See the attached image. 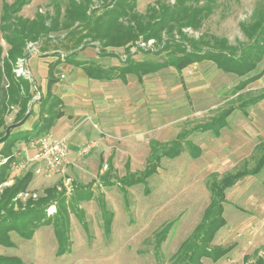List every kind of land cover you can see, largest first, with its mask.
<instances>
[{"label": "rangeland", "instance_id": "374dc122", "mask_svg": "<svg viewBox=\"0 0 264 264\" xmlns=\"http://www.w3.org/2000/svg\"><path fill=\"white\" fill-rule=\"evenodd\" d=\"M11 1L0 0V14L2 3ZM154 1L137 0L136 9L143 13ZM160 1L169 4L174 0ZM263 2L264 0H217L213 12L203 21L198 31L190 28L183 30L195 38L202 33L208 37L223 38L229 47L235 48L237 52L248 42L241 25L253 21V14ZM50 3L52 0H32L22 7L19 14L32 18L37 10L43 13L51 12ZM64 33H52L40 43H33L38 44L36 45L38 52L28 45L31 43L29 42L25 49L26 54L38 57L42 52H48L49 55L59 52L57 54L62 59L66 55L69 56L78 46L82 50L89 47L95 54L99 49L101 51L109 49L116 50L115 62L119 65L127 57L134 61L144 59L162 62L167 60L168 56V50H161L160 43L154 39L143 40L140 37L124 50L102 47L98 41L84 40L78 43L76 36L67 38ZM140 42H144V46H140ZM0 45L5 53L8 45L1 31ZM144 50L147 51L143 52ZM78 52L79 49L73 55L76 61ZM23 59H18L14 69L16 73H25ZM262 67L264 56L251 74L257 73ZM20 69L22 71L18 72ZM156 72L155 81H159L162 86L161 103L157 104L158 114L150 113L151 118L149 115L146 119L149 110L152 109L150 105L144 111L143 118L146 120L132 123L125 121L123 124L133 128H146L167 121L173 123L166 125V130L160 134L158 140L150 138L151 133L145 134L144 139L135 142L107 140L105 151L107 157H103L106 161L101 158L99 163L103 168L102 172L99 168L95 170V166L92 168L88 165L89 153L87 156L79 157L78 162L93 170L80 172L63 166L58 173L49 178L33 175L28 188L17 193L13 199L16 210H20V206L24 207L28 199L36 201L44 196V190L53 186L58 195L63 192L64 204L67 202L70 204L68 195L77 194L79 184L84 186L92 182L85 192L92 193L91 197L81 199L75 205L71 204L77 212L69 214L67 240L62 253L57 251L58 244L52 225L40 224L29 238L10 231L8 234L11 246L0 244L1 255L17 256L21 264H181V261L174 258L180 244L193 236L195 227L200 223L203 211L209 204L210 191L207 185L210 175L216 173L220 177L239 168H250L259 155L255 149L250 151L251 145L243 147L242 155L233 153L234 151L229 154L223 138L211 132L217 140L211 137L212 141H208L212 135L208 134V138L205 139L198 128L239 99L249 98L252 92L246 91L247 85L240 91L239 99L236 95L230 96L232 86L241 77L218 69L211 61L193 63L181 71L169 65ZM66 81L67 77L64 79V82ZM180 85L183 87L180 88ZM153 106L155 108L156 104ZM256 107L254 104L245 111L234 110L227 118L228 126L240 128L241 131L244 129L246 132H249L248 129H257L255 124L250 123V120L254 119L251 110ZM12 110L6 118L5 132L18 123H13L16 107ZM156 114L158 120L155 118ZM117 117L115 116V120ZM238 117L244 120L236 125ZM85 121L89 125L90 137L98 136V130L102 131V126L99 125L95 129L92 127V119ZM170 130L171 133L168 134ZM179 133L183 136L181 139L183 154L175 158L162 157L159 167L144 181L120 188L121 180L125 177L138 176L145 168L151 153L150 139L158 142L160 151L168 147L169 142ZM262 135L264 136V130ZM76 143V138L67 139L70 157L74 154ZM204 143L214 148L216 154L209 153V156L202 155L197 158L188 156L187 152L190 150L188 146L197 145L201 148ZM109 160L112 171L100 177L106 170ZM23 172L14 171L10 178L0 185V192L4 186L13 183L14 177ZM225 194L223 217L226 226L217 231L211 246H230L231 249L217 261L202 258V264H252L255 256H264V170L258 175L243 178L227 189ZM54 196L56 197V193ZM55 197L46 208L47 216H52L61 205L57 204ZM200 232L194 235V238H197Z\"/></svg>", "mask_w": 264, "mask_h": 264}, {"label": "trees", "instance_id": "16d2710c", "mask_svg": "<svg viewBox=\"0 0 264 264\" xmlns=\"http://www.w3.org/2000/svg\"><path fill=\"white\" fill-rule=\"evenodd\" d=\"M31 1L12 0L9 3H2L1 8L0 31L8 47L3 53L0 45V138L5 132L7 115L13 111L14 107L16 111L13 123L26 119L32 113L34 104L37 105L38 118L31 128L18 129L19 126L24 125V119L17 126H13L6 137L0 139V156L7 158L0 164V185L6 182L14 172L11 169V162L19 158L16 156V145L22 142L30 144L31 141L50 132L55 121L62 115L61 100L50 89L56 81L53 70L60 62L80 66L89 78L108 80L117 77L123 80L127 74H134L140 79L143 75L169 65L181 71L193 63L206 60L213 62L218 69L226 73L241 77L232 88V93L244 89L264 73V69H260L257 73L251 74L264 56V2L259 4L253 14V21L241 25L248 42L236 52L235 48L229 47L223 38L208 37L204 33L195 38L183 30L190 28L198 31L203 21L213 12L217 0H174L169 4L155 0L143 13L136 9L137 0H52L51 12L43 13L37 10L32 18L21 16L19 13L22 7ZM63 32L67 38L76 36L78 43L84 40L98 41L102 47L109 46L124 50L140 37L143 40L154 39L160 43L161 50H168V56L167 60L162 62L144 59L134 61L127 57L120 65L105 68L94 61H76L73 55L77 49H82L78 45L69 56L66 55L62 59L57 54L59 52H53L52 55H56L57 59L48 65L47 91L32 101L30 112L26 114L28 104L33 99V82L21 74H16L15 65L18 59L28 57L25 49L29 42L40 43L49 38V34ZM113 54L115 55L113 51L98 50L100 56ZM262 96L261 94L249 97L238 104L230 105L221 110L216 117L203 123L198 130L219 131L227 125V117L235 108L244 109ZM182 137V133L177 134L176 138L169 142L168 147L160 151L158 142L150 140L151 153L145 168L138 176L125 177L121 180L120 188L144 181L156 171L162 157L175 158L180 155L184 150L181 143ZM188 147L190 156L197 158L201 151L200 147L197 145ZM263 147L264 144L258 145V148ZM32 168L14 177L13 183L4 186L0 192V244L11 246L8 234L10 231L29 238L38 225L46 224L52 225L58 244L57 251L62 253L67 240L69 214L77 212L71 204L75 205L81 199L91 197L92 193L85 194V192L92 182L84 186L79 184L78 193L68 195L70 204L68 202L64 204L63 192L58 195L53 186L44 190V196L36 201L28 199L24 207L20 206V210H16L13 199L17 193L28 188L34 175ZM263 168L264 151L250 168H239L233 172H226L220 177L216 173L210 175L207 185L210 191L209 204L204 209L193 236L184 240L178 247L175 260L181 261V264H202V258L217 261L230 251V246H211L214 235L225 224L223 217L225 192L243 178L258 174ZM110 171H112V165L109 160L106 170L100 177L109 174ZM54 197L57 199V204L61 203V205L52 216H47L46 208ZM199 232L198 237L194 238V235ZM255 257L252 264H264V256ZM0 264H21V260L17 256L0 254Z\"/></svg>", "mask_w": 264, "mask_h": 264}, {"label": "crops", "instance_id": "0c3cea01", "mask_svg": "<svg viewBox=\"0 0 264 264\" xmlns=\"http://www.w3.org/2000/svg\"><path fill=\"white\" fill-rule=\"evenodd\" d=\"M36 45L38 44H35V50L38 52ZM110 51H113L116 54V50L107 49V52ZM40 54L41 55L38 57L30 54L28 57L24 58L23 67L25 70L23 71L25 73H16L25 76L33 82V99L28 104L29 112L32 101L37 99L40 95H44L46 93L48 65L57 59L56 55H49L48 52H42ZM115 57L116 56L114 54L100 56L98 55V52L95 54L88 47L83 50H79L76 59L79 62L94 61L106 68L109 66L119 65L115 62L117 58ZM262 69H264V67H262ZM156 73L157 72L155 71L153 73L143 75L140 77V79L134 74H127L123 80L117 77L108 80L93 79L87 77L80 66L66 62H60L57 64L53 70V77L56 79V81L51 85L50 89L51 92L58 96L61 100L62 115L55 121L50 132L56 137H66L67 139L71 138L72 140L75 138L77 139L72 157L69 156L70 151L68 147L67 156L64 159L63 166L73 170L77 169L80 172L93 170L90 169V167L93 168L95 166V170L99 168V171L102 172L103 168L101 165H99V163L101 158L103 159L104 156L107 157V154L105 153L107 140H124L126 142H135L139 140L141 141L144 139L143 137H145V134L150 133V138L158 140L160 134L166 130V125H171L173 123L172 121H167L155 127L148 126L146 128H133L130 125L123 124L125 121L132 123L133 121L146 120L150 113L153 112L154 114L155 112L158 114L159 110L157 109V104L161 103L160 99L162 97V86L159 81H155ZM66 77L68 78V81L64 82ZM236 84H234V86ZM234 86H232V88ZM182 87L183 86L180 85V88ZM240 91L241 90L234 93L231 92L232 95L230 96L236 95L238 96L237 99H239ZM246 91L252 92L253 95L250 94L249 97H256L261 94L263 95L255 102L249 104L246 108L239 109L245 111L250 105H257L254 110H251V115L254 116V119L250 120V123L255 124L257 129H248L249 132H246L244 129L241 131L240 128L229 127L227 120V125L214 133L219 135L221 139H224V142H226L227 146L226 149L229 154L234 151L233 153L242 155L243 147L246 145H251L250 151L253 149L257 150L259 152V157L264 151V147L258 148V145L264 144V136L262 135V131L264 130V73L255 81L249 83ZM240 101L241 100L239 99V101L235 102V104H238ZM153 104H156L155 108ZM150 105H152V109L149 110V113L145 119L143 118L145 113L144 111L149 108ZM236 109L238 108H235L234 110ZM28 113L26 112V114ZM157 114L155 116L156 120H158ZM115 116H118V119L115 120ZM37 118V105L34 104L32 107V113L26 119L23 118L17 123L18 125L25 119L24 125L22 127L19 126L18 129L31 128L36 123ZM87 119H92V127L95 129H97L99 125L102 126V131L98 130V136L90 137L91 133L89 130V125L85 121ZM242 120L244 119L238 117L236 120L238 121L236 125H238V123H240ZM118 121L120 122L119 124ZM211 132L212 131H202L201 135L202 137L205 136L206 139L208 138L207 135L211 134ZM170 133L171 130L168 134ZM211 135L212 136L209 137L210 139H208V141H212L211 137H213V134ZM228 138H231V140ZM214 139L217 140L216 138ZM90 140L95 141L96 144L91 150L90 154L88 156L86 155L87 163L90 165V167H88L87 165L83 166L80 162H78L80 156H77L76 152L80 145ZM200 149L201 151L199 156H209V153H215V149L211 148L210 145L206 143H204ZM15 150L16 156H20L17 159L24 157L26 153L30 155L34 153V148H32L30 144H25L23 142L18 143L15 147ZM249 153L250 152H248V154ZM181 154L183 153H180V155ZM187 154L190 156L189 152H187ZM103 160L106 161V159ZM103 165H105V163ZM263 170H261L259 173H261ZM224 226H226V220Z\"/></svg>", "mask_w": 264, "mask_h": 264}, {"label": "built area", "instance_id": "2783aa9c", "mask_svg": "<svg viewBox=\"0 0 264 264\" xmlns=\"http://www.w3.org/2000/svg\"><path fill=\"white\" fill-rule=\"evenodd\" d=\"M34 47L35 44H28ZM140 46H144V42H140ZM22 62V61H21ZM20 69L18 72H21ZM96 142L93 140L87 141L79 146L77 149V156H86L91 152ZM34 153L32 155L26 153L20 159H14L11 162V169L15 172L25 171L33 167L34 175H41L49 178L58 173L62 166L64 159L67 156L68 146L66 137H56L51 132H48L37 139L30 142ZM7 158L0 157V164L5 162Z\"/></svg>", "mask_w": 264, "mask_h": 264}, {"label": "water", "instance_id": "95a60500", "mask_svg": "<svg viewBox=\"0 0 264 264\" xmlns=\"http://www.w3.org/2000/svg\"><path fill=\"white\" fill-rule=\"evenodd\" d=\"M29 112V109L27 110V113ZM8 129H7V131L5 132V135L2 137V138H4V137H6V135L8 134ZM2 138H0V139H2Z\"/></svg>", "mask_w": 264, "mask_h": 264}]
</instances>
